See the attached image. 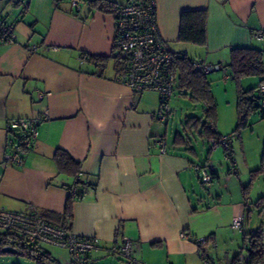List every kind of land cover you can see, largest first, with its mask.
Wrapping results in <instances>:
<instances>
[{
    "label": "crops",
    "instance_id": "obj_1",
    "mask_svg": "<svg viewBox=\"0 0 264 264\" xmlns=\"http://www.w3.org/2000/svg\"><path fill=\"white\" fill-rule=\"evenodd\" d=\"M108 1L114 6L111 11L93 7L89 0H82L79 8L68 0H0V19L13 33L10 41L0 42V210L26 213L33 206L45 219L46 214L62 215L71 197L72 215L66 225L97 243L89 254L90 264H128L110 251L122 246L124 238L130 241L132 259L142 264H203L196 245L181 233L206 236L208 258L222 262L218 242L227 233L233 235L234 216L242 215L245 227L249 204L245 186L234 178L239 173L233 143L241 130L230 144L229 159L220 146L223 161L229 164L226 172L215 152L219 146L211 149L208 137L197 130L209 149L204 163H212L215 170L212 185L203 186L194 169L199 164L191 157L197 152L189 140L175 133L171 144L166 141L167 121L158 118L159 94L135 93L125 84V72H117L113 12L129 0ZM155 5L162 40L173 52L188 57L193 48L183 44H194L178 40L180 14L206 11V43L199 46L196 61L221 66L207 73L214 72L210 83L227 86L232 49L264 51V0H155ZM83 54L106 60L93 63ZM262 82L259 77L253 87ZM234 106L236 110V101ZM254 115L258 116L251 124L264 126L261 110L251 118ZM21 118H38L39 123L36 138L22 161L15 163L8 156L18 135L9 123ZM214 128L219 135L233 133L232 127L221 131L216 121ZM159 137L165 140L163 153ZM56 148L80 162L83 194L73 195L69 187L75 178L58 172L52 158ZM248 165L244 158L243 166ZM195 179L209 190L207 197L200 195ZM221 181L226 183L222 186ZM3 246L0 256L15 255L16 264H38L15 247V253L2 252ZM39 246L52 258L50 264H70L67 249Z\"/></svg>",
    "mask_w": 264,
    "mask_h": 264
},
{
    "label": "built area",
    "instance_id": "obj_2",
    "mask_svg": "<svg viewBox=\"0 0 264 264\" xmlns=\"http://www.w3.org/2000/svg\"><path fill=\"white\" fill-rule=\"evenodd\" d=\"M72 6L79 8L82 0H68ZM115 32L113 36V55L124 66V81L135 93L143 90H154L161 98L158 118L167 121L170 108L169 99L174 93L177 83V71L175 61L179 56L173 52L159 35L156 18L155 0H129L127 3L117 5L114 12ZM257 36H261L257 32ZM13 37L11 27L0 19V42L10 41ZM194 67L207 74L212 71L221 70L219 64H209L195 61ZM258 96L260 109H264V82L259 83L255 88ZM38 118L17 119L9 123V129L18 135L13 152L8 156L9 161L20 163L25 150L29 148L36 138V126ZM210 128L214 123L209 122ZM235 138L233 133L217 135L208 138V145L211 149L222 146L225 149L227 159L230 158V144ZM159 151L164 152L165 140L158 139ZM201 184L209 187L215 180L214 166L212 163H204L203 166L195 165ZM71 193L76 195V188H71ZM86 191L82 187L81 194ZM243 216L236 215L232 218L233 229H243ZM15 233L23 236L31 244H48L62 247L68 250L71 256L70 264H90L89 254L97 249L96 240L81 238L70 229L61 228L43 219L33 206L29 211L19 213L1 209L0 210V237L5 233ZM180 236L190 239L197 247V254L203 264H255L248 252H240L230 262H218L208 258L206 236H188L181 233ZM111 253L126 258L128 264H142L131 257V245L128 238H124L120 247L112 246ZM258 264H264V260Z\"/></svg>",
    "mask_w": 264,
    "mask_h": 264
},
{
    "label": "trees",
    "instance_id": "obj_3",
    "mask_svg": "<svg viewBox=\"0 0 264 264\" xmlns=\"http://www.w3.org/2000/svg\"><path fill=\"white\" fill-rule=\"evenodd\" d=\"M89 5L100 10L111 11L114 7L108 0H89ZM116 8V7H115ZM114 8V9H115ZM206 11L203 9L185 10L180 14L178 40L182 42L192 43L198 46H204L206 43ZM230 60L226 67L229 70L231 79L236 85V127L233 130L240 132L239 129L245 127L251 115L261 110V115L264 114V109H260L258 96L255 93V88L243 89L240 85L242 78L247 76L260 77V81H264V51L256 48H234L230 52ZM83 56L90 62L101 64L106 59L94 56ZM196 60L188 57L186 54H179L175 61L174 69L177 71V81L179 87L185 90L190 95L192 102L204 103V114L202 118L189 117L184 126L188 130H199L208 138L219 135L215 128L211 129L209 122L215 124L216 120V103L211 93L210 85L207 80V74L197 70L194 67ZM116 70L119 75L124 71L118 61H116ZM161 105V98H160ZM177 140V136L175 137ZM231 149L229 150V154ZM52 158L55 162L59 173L66 174L75 178L74 184L71 187H76V195H79L84 185V181L79 179L81 165L79 161L74 160L68 152L61 148H56ZM256 173L264 174V149H262L259 167L250 172V176ZM81 187V188H80ZM246 188V187H244ZM69 197L67 199L65 210L62 215L46 214L44 218L55 226L69 229L66 225L67 220L71 218L72 209ZM243 230V229H242ZM248 242L249 247L246 248L250 258L255 264L264 260V233L260 231L246 233L243 231V243ZM0 244H10L12 247L18 248L20 253L28 258L34 259L38 264H50L52 258L38 244L31 245L25 238L15 233H5L0 238ZM237 254L235 255V257ZM234 257V258H235ZM48 261V263H47Z\"/></svg>",
    "mask_w": 264,
    "mask_h": 264
},
{
    "label": "rangeland",
    "instance_id": "obj_4",
    "mask_svg": "<svg viewBox=\"0 0 264 264\" xmlns=\"http://www.w3.org/2000/svg\"><path fill=\"white\" fill-rule=\"evenodd\" d=\"M185 47L193 48L192 50L188 49V55L190 58L196 60V56H198V51L201 50L198 45H190L183 44ZM217 72V71H215ZM214 73V72H213ZM211 73V74H213ZM211 74L207 75V80L210 79ZM246 81L242 83L241 86L243 89H249L254 86L256 79H259L257 76H247ZM243 79V80H244ZM209 82V81H208ZM210 83V82H209ZM211 88L215 94L213 98L216 103V124L217 128L221 129V131H231L228 130L231 128L234 130L236 127V110H235V99H236V83L233 80L227 81V86L224 82L216 81L211 82ZM209 84V85H210ZM232 86V87H230ZM227 88V91H226ZM232 88V89H229ZM231 101H234L233 105ZM234 106V107H233ZM169 108L170 114L167 120V135L166 141L168 144L172 143L173 136L175 133L181 134L184 138L189 140V147L195 149L197 152V156H191L193 161L196 164H203L204 157L207 155L208 146L205 141L201 138L198 131L196 129L193 130H184V124L189 117H197L200 118L203 115L204 103L203 102H192L190 99V95L186 93L185 90H182L179 87V83L176 84V88L174 90L173 95L169 99ZM219 112L220 120L217 122V115ZM231 112V113H230ZM258 115L252 116L250 121L247 123L248 126L243 127L241 130L240 138H237L233 143L234 150V158L236 160V169L238 171V176L235 177L233 174L228 176H234V178L238 181H242V185L246 188L247 200H248V210L246 213L245 227L243 228L246 233L260 231L264 233V174L256 173L254 176H250V172L257 169L259 167L260 158H261V146L264 147V126L251 124V120L253 121L254 117ZM257 120V119H255ZM262 120V119H260ZM233 124V126H231ZM229 132H227L228 134ZM234 133V132H233ZM235 136H238V132L235 131ZM222 135H226L223 133ZM215 149V148H214ZM222 147L215 149L216 154H218L221 162L219 165L223 167L224 172L228 167V163L223 161L224 157H222L221 151ZM247 161L249 164L248 167L243 166V159ZM233 173V172H232ZM198 190L201 196L207 197L209 192L208 189H204L200 183L195 179ZM226 183V181H221V185ZM223 186V185H222ZM216 187L221 189L222 187L216 185ZM211 191V189H210ZM220 191L224 192V189ZM228 237L225 240L220 239L218 242V246L216 251L218 256L225 261L227 258H232L234 255L240 252H247L246 248L249 247L248 242L243 243V230H233V235L230 236L228 233L226 234ZM15 255H1L0 256V264H16ZM222 261V262H223ZM225 263V262H223Z\"/></svg>",
    "mask_w": 264,
    "mask_h": 264
},
{
    "label": "water",
    "instance_id": "obj_5",
    "mask_svg": "<svg viewBox=\"0 0 264 264\" xmlns=\"http://www.w3.org/2000/svg\"><path fill=\"white\" fill-rule=\"evenodd\" d=\"M1 251L4 252V253H10V252L15 253L17 251V249H15V248H13L11 246H3L1 248Z\"/></svg>",
    "mask_w": 264,
    "mask_h": 264
}]
</instances>
